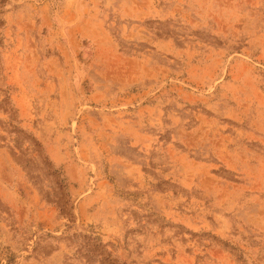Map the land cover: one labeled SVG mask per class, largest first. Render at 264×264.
Segmentation results:
<instances>
[{
	"label": "rangeland",
	"instance_id": "rangeland-1",
	"mask_svg": "<svg viewBox=\"0 0 264 264\" xmlns=\"http://www.w3.org/2000/svg\"><path fill=\"white\" fill-rule=\"evenodd\" d=\"M0 264H264V0H0Z\"/></svg>",
	"mask_w": 264,
	"mask_h": 264
}]
</instances>
